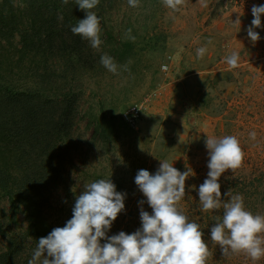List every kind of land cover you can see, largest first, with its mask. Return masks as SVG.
I'll list each match as a JSON object with an SVG mask.
<instances>
[{
  "label": "rangeland",
  "instance_id": "obj_1",
  "mask_svg": "<svg viewBox=\"0 0 264 264\" xmlns=\"http://www.w3.org/2000/svg\"><path fill=\"white\" fill-rule=\"evenodd\" d=\"M262 5L264 0H185L180 11H172L163 0H139L138 7L112 0L108 11L116 22L113 41L100 33L97 51L112 57L118 72L100 62L96 72L82 77L74 128L59 160L65 168L64 179L58 180L63 185L45 190L41 220L21 213L17 224L9 219V202L0 195L3 230L19 236L33 228V221L50 234L72 218L86 184L111 179L125 194V209L106 235L133 234L142 228L141 208L151 211L135 183L138 171L154 175L167 161L182 173L190 168L192 177L204 182L210 159L207 135L235 136L246 169L248 158L263 161L264 14L261 27L252 25V8ZM237 18L240 25L234 23ZM249 27L260 36L255 44L248 37ZM201 47L207 49L203 58L197 55ZM232 51L240 57L235 69L225 60ZM109 121L110 130L105 131ZM250 127L259 135L252 142ZM199 208L200 201L194 212ZM39 239L24 242L18 264H28ZM5 247L0 236V252Z\"/></svg>",
  "mask_w": 264,
  "mask_h": 264
},
{
  "label": "trees",
  "instance_id": "obj_2",
  "mask_svg": "<svg viewBox=\"0 0 264 264\" xmlns=\"http://www.w3.org/2000/svg\"><path fill=\"white\" fill-rule=\"evenodd\" d=\"M111 3L100 0L92 11L100 19L101 34L113 41L116 22L108 11ZM86 16L75 0L68 4L63 0H0V195L8 200L9 219L15 224L21 213L41 220L45 190L63 185L58 180L64 179L65 168L59 160L74 128L80 81L87 72H96L102 56L90 41L71 31ZM107 125L105 131L110 130L111 121ZM249 130L252 142L259 135L256 129ZM253 132L255 138L250 135ZM247 167L222 175L221 199L227 202L240 195L247 211L264 216V159L256 163L248 158ZM201 184L190 174L180 208L204 232L212 253L206 264H264V257L253 261L244 253L224 256L211 241V228L222 219L223 208L194 212ZM35 223L18 236L6 233L0 222V236L6 242L0 264H18L29 237L36 240L49 235Z\"/></svg>",
  "mask_w": 264,
  "mask_h": 264
},
{
  "label": "clouds",
  "instance_id": "obj_3",
  "mask_svg": "<svg viewBox=\"0 0 264 264\" xmlns=\"http://www.w3.org/2000/svg\"><path fill=\"white\" fill-rule=\"evenodd\" d=\"M99 2L75 0L87 16L71 28L97 50L102 44L101 26L92 10ZM63 3L68 4L69 0ZM128 3L132 7L139 6V0H128ZM163 4L172 11H180L185 0H163ZM252 14L255 17L252 25L261 27L264 5L253 6ZM234 23L240 25V19ZM247 34L254 44L260 40L253 27L248 28ZM206 51L205 47L198 48V57L203 58ZM239 58L237 51L225 57L229 69L239 66ZM100 62L113 74L118 72L117 64L107 54L101 56ZM250 135L255 138L256 134ZM206 147L210 156L209 172L199 186V201L204 212L223 208L222 219L211 228V241L220 247L224 256L244 253L258 261L264 257V216L247 211L240 195L232 196L227 202L221 199L220 178L227 171L234 173L242 166L244 153L240 143L235 136L207 135ZM191 171L189 168L182 173L167 161H162L154 175L148 170H139L135 183L153 212L149 214L141 208V229L133 234L121 231L111 237L106 234L125 209V194L116 190L111 179L86 184L83 193L76 198L72 218L64 227L54 228L47 237L38 240L28 264H206L212 253L204 232L197 223L189 222L180 208ZM102 238L109 242L101 245Z\"/></svg>",
  "mask_w": 264,
  "mask_h": 264
},
{
  "label": "built area",
  "instance_id": "obj_4",
  "mask_svg": "<svg viewBox=\"0 0 264 264\" xmlns=\"http://www.w3.org/2000/svg\"><path fill=\"white\" fill-rule=\"evenodd\" d=\"M162 69H163V71H167V70L169 69V67H168L167 65H164V66L162 67Z\"/></svg>",
  "mask_w": 264,
  "mask_h": 264
}]
</instances>
